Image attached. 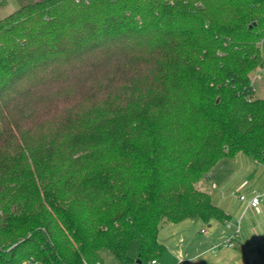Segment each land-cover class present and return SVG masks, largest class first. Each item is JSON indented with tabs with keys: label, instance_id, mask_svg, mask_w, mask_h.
<instances>
[{
	"label": "trees",
	"instance_id": "16d2710c",
	"mask_svg": "<svg viewBox=\"0 0 264 264\" xmlns=\"http://www.w3.org/2000/svg\"><path fill=\"white\" fill-rule=\"evenodd\" d=\"M9 0H0V7ZM0 18V264H149L196 184L264 165V0H14Z\"/></svg>",
	"mask_w": 264,
	"mask_h": 264
},
{
	"label": "crops",
	"instance_id": "0c3cea01",
	"mask_svg": "<svg viewBox=\"0 0 264 264\" xmlns=\"http://www.w3.org/2000/svg\"><path fill=\"white\" fill-rule=\"evenodd\" d=\"M196 188L209 194L227 218L210 223L194 218L164 224L159 242L166 252L157 264H247L249 258L264 264V165L238 153L221 160ZM234 192L246 200L234 197ZM257 193L262 195L260 206L249 207L248 202ZM238 222L240 238L235 240L236 246H223L236 232Z\"/></svg>",
	"mask_w": 264,
	"mask_h": 264
},
{
	"label": "rangeland",
	"instance_id": "374dc122",
	"mask_svg": "<svg viewBox=\"0 0 264 264\" xmlns=\"http://www.w3.org/2000/svg\"><path fill=\"white\" fill-rule=\"evenodd\" d=\"M9 4L7 6L0 7V18L5 17L12 12H14L18 5L14 2V0H9ZM262 56L264 59V45L262 46ZM255 86L257 90V96L259 98L264 99V60L263 65L259 66L255 71ZM102 256L105 260V264H121L112 254L109 250L103 249L102 250Z\"/></svg>",
	"mask_w": 264,
	"mask_h": 264
},
{
	"label": "built area",
	"instance_id": "2783aa9c",
	"mask_svg": "<svg viewBox=\"0 0 264 264\" xmlns=\"http://www.w3.org/2000/svg\"><path fill=\"white\" fill-rule=\"evenodd\" d=\"M262 45H264V41H262ZM255 79H256V78H255ZM253 83L255 84L254 79H253ZM232 195H233L234 197H237V196H238L236 192L232 193ZM238 197H239V199L242 200V201H245V200H246V197H245V196H238ZM261 202H262V195H261L260 193H257V194H255V195L253 196V198L248 202V206H249V207H253V208H257V207L260 206ZM236 227H237V228H236V232L234 233V235H233L229 240H227V242L224 243L223 246H225V247H230V248L236 246V244H235V240H238V239L240 238V222L236 223ZM202 232H205V231L203 230ZM25 264H32V263H30V262H26ZM149 264H157V261L154 260V261L150 262ZM247 264H257V263H256V260H255V259H253V258H249V259L247 260Z\"/></svg>",
	"mask_w": 264,
	"mask_h": 264
}]
</instances>
